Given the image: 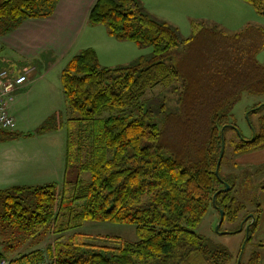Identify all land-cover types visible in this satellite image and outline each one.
<instances>
[{"label": "trees", "instance_id": "trees-1", "mask_svg": "<svg viewBox=\"0 0 264 264\" xmlns=\"http://www.w3.org/2000/svg\"><path fill=\"white\" fill-rule=\"evenodd\" d=\"M59 1L0 0V38L25 20L50 17ZM243 1L264 14V0ZM87 22L150 51L105 66L87 47L66 61L60 82L70 115L54 113L26 135L65 129V172L90 178L65 179L61 187L46 182L0 189L1 255L53 235L43 248L7 256L10 264H242L239 255L211 247L195 229L210 206L231 222L244 207L219 171L226 128L241 139L234 151L264 148V116L249 138L229 121L242 91L264 96V65L256 59L264 28L246 24L229 33L191 20V33L183 36L140 0H95ZM157 86L163 92L147 99ZM86 221L133 224L137 240L107 236L116 244L96 243L105 236L76 230ZM256 222L253 212L243 223L245 241ZM259 261L255 251L246 264Z\"/></svg>", "mask_w": 264, "mask_h": 264}, {"label": "rangeland", "instance_id": "rangeland-1", "mask_svg": "<svg viewBox=\"0 0 264 264\" xmlns=\"http://www.w3.org/2000/svg\"><path fill=\"white\" fill-rule=\"evenodd\" d=\"M140 1L146 11L158 12L160 16L163 15L166 19L159 17V15L158 18L176 25L183 36L190 35L191 20L218 24L229 33L237 32L246 24H256L264 28V14H257L243 0ZM87 38L89 35L87 31H84L80 41L84 42ZM120 46H123L121 51L127 54L123 56L124 59H121L123 63L150 51L149 47L141 49L131 41H125ZM102 56H104L103 53ZM256 59L264 65V48L256 55ZM28 62L12 55L9 50L0 45V71L5 70L17 74L25 64L27 70L31 69ZM64 63L66 61L62 60L61 64H56L55 68H52L47 75V78L50 77L49 79L52 81L51 85H47L41 80L37 84H33L32 90H28L29 87H27L15 95L12 93L13 97L9 102L10 107L9 105L8 107L15 123L11 130L0 133V138L11 135L6 139H0V189L12 185H38L46 182H55L61 187L65 179L75 180L78 177L88 180L90 178L89 173H79L75 169L65 172V129L42 135H26L32 133L46 118L54 113H60L65 118L70 115L66 99L62 94L61 82H59V74ZM43 72L41 70L38 74L41 75ZM38 74L36 73L37 76ZM37 76L32 77L33 81L38 78ZM54 78L58 79V82H54ZM160 92H163V89L157 86L148 91L145 96L148 99L157 96ZM166 95L169 102L173 103L174 95L168 92ZM229 116L230 123H234L240 133L249 138L254 131L258 130L259 118L264 116V96L242 91L230 110ZM224 138L226 142L225 157L219 174L233 187L230 190V196L244 207L233 222L229 221L227 216L223 217L217 229L221 211L210 206L195 231L202 235L211 247L226 249L233 258L239 255L242 264H246L253 252H263L254 238L245 241L247 233L246 230L242 229V226L246 218L255 212L260 189L264 186V148H258L248 153L234 151V146L240 143L241 139L232 127L225 129ZM230 184L225 183L223 189L226 185L230 188ZM76 230L93 237L105 236V238H95L96 243L99 244H116V241L106 238L107 236H117L128 241L137 240L135 225L129 223L86 221ZM66 236L67 234H65ZM53 239V235H48L39 243L24 244L15 253L10 250H3V252L6 257L12 258L20 252L38 247L43 248Z\"/></svg>", "mask_w": 264, "mask_h": 264}, {"label": "crops", "instance_id": "crops-1", "mask_svg": "<svg viewBox=\"0 0 264 264\" xmlns=\"http://www.w3.org/2000/svg\"><path fill=\"white\" fill-rule=\"evenodd\" d=\"M94 1L60 0L50 17L25 20L16 30L0 38V45L3 48L21 60L29 61V67H31L29 82L14 91V95L27 89V87H29L28 90H32L33 84H37L41 80L47 85H51L50 77L47 78L51 69L55 68L56 64H61L62 60L67 61L72 55L87 47L96 50L100 62L105 66L125 63L121 61L125 58L123 56L127 55L121 51L123 46L120 44L123 42L110 37L104 26L88 24V12ZM148 12L156 17L159 15V17L166 19L163 15L160 16L158 12ZM84 31H87L89 38L82 42L80 37ZM131 51L133 50L131 49ZM25 66L27 65L25 64L23 67ZM41 70L44 72L40 75L38 73ZM34 76L38 78L33 81L32 77ZM54 80V82H58V79L54 78ZM8 105L10 107V103ZM255 206L257 207L254 209L257 222L251 232V238H254L257 245L261 246L263 252L259 253V264H264V186L260 189L259 201L256 202ZM246 227L245 224L242 229L246 230Z\"/></svg>", "mask_w": 264, "mask_h": 264}, {"label": "built area", "instance_id": "built-area-1", "mask_svg": "<svg viewBox=\"0 0 264 264\" xmlns=\"http://www.w3.org/2000/svg\"><path fill=\"white\" fill-rule=\"evenodd\" d=\"M28 80V70L17 74L0 71V130L13 128L15 121L9 112L8 102L12 100V93L22 88ZM0 264H10V261L0 254Z\"/></svg>", "mask_w": 264, "mask_h": 264}, {"label": "water", "instance_id": "water-1", "mask_svg": "<svg viewBox=\"0 0 264 264\" xmlns=\"http://www.w3.org/2000/svg\"><path fill=\"white\" fill-rule=\"evenodd\" d=\"M228 189H229V187L226 185V187L224 188V190L227 191ZM222 220H223V211L221 210V212H220V221L218 223L217 229H218L220 223L222 222ZM247 229H248V226L246 227V231H247Z\"/></svg>", "mask_w": 264, "mask_h": 264}]
</instances>
